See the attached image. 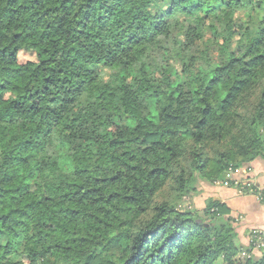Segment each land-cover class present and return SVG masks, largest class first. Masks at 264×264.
<instances>
[{"label":"trees","instance_id":"16d2710c","mask_svg":"<svg viewBox=\"0 0 264 264\" xmlns=\"http://www.w3.org/2000/svg\"><path fill=\"white\" fill-rule=\"evenodd\" d=\"M262 156L264 0H0V264H264L174 201Z\"/></svg>","mask_w":264,"mask_h":264},{"label":"rangeland","instance_id":"374dc122","mask_svg":"<svg viewBox=\"0 0 264 264\" xmlns=\"http://www.w3.org/2000/svg\"><path fill=\"white\" fill-rule=\"evenodd\" d=\"M261 14H263V12H261ZM208 35L211 34L209 33ZM19 60L21 62L36 60V56L34 53L30 51L22 50L19 54ZM176 66L180 68V63L179 62L176 63ZM258 159L264 160V156L257 158V160ZM255 160L248 163L247 165H244L240 170V172L234 175L235 179L233 184L227 185V184H223L221 181H217L212 185L202 187L201 194L198 196H194L183 201L174 199V201L176 202L178 208L181 210H191L194 213L203 215L210 200L214 199L222 202L219 190L231 188L234 189L239 195H252L256 198L257 196L255 194V191H258L263 195L261 196V198H257V199L260 202L264 203V185L258 183L256 172L254 170V167H252V163H254ZM255 188L257 190H255ZM223 203H226L228 205L226 201ZM230 215L234 218L235 220L234 226H236V231L240 235V237L238 235L237 243L244 244V246L246 247L252 244L255 247L256 244H259L261 241H264L263 238L262 239L259 238V233L261 231H264V226H256L253 227L250 231H247L243 227L245 220L243 219L242 215H240L239 213H234L233 211H231ZM250 254L259 256L260 248L259 247H255V249L253 248ZM250 254H247V252L242 251L239 254L240 260L245 261L246 258L250 256Z\"/></svg>","mask_w":264,"mask_h":264},{"label":"crops","instance_id":"0c3cea01","mask_svg":"<svg viewBox=\"0 0 264 264\" xmlns=\"http://www.w3.org/2000/svg\"><path fill=\"white\" fill-rule=\"evenodd\" d=\"M252 167H254L256 172L258 183L264 185V160L256 159L252 163ZM219 191L221 201H226L231 211L242 215L245 220L243 224L244 229L250 231L253 227L264 226V203L252 195H239L231 188L221 189Z\"/></svg>","mask_w":264,"mask_h":264},{"label":"built area","instance_id":"2783aa9c","mask_svg":"<svg viewBox=\"0 0 264 264\" xmlns=\"http://www.w3.org/2000/svg\"><path fill=\"white\" fill-rule=\"evenodd\" d=\"M241 169H242V167L235 168V169H231V170L228 172V174H227V179L224 180V181H221V182H222L223 184H227V185H228V184H233L234 179H235L234 175H235L236 173L240 172ZM255 190H257V189L255 188ZM255 194H256L257 198H261V196L263 195L262 193H260V192H258V191H255ZM259 238H260V239H262V238L264 239V231H261V232L259 233ZM255 247H259V248L264 247V241H261L259 244H256Z\"/></svg>","mask_w":264,"mask_h":264}]
</instances>
